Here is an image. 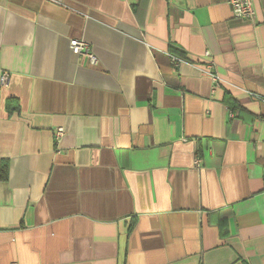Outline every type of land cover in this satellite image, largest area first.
Masks as SVG:
<instances>
[{"label":"crops","instance_id":"1","mask_svg":"<svg viewBox=\"0 0 264 264\" xmlns=\"http://www.w3.org/2000/svg\"><path fill=\"white\" fill-rule=\"evenodd\" d=\"M252 2L0 0V264H264Z\"/></svg>","mask_w":264,"mask_h":264},{"label":"built area","instance_id":"2","mask_svg":"<svg viewBox=\"0 0 264 264\" xmlns=\"http://www.w3.org/2000/svg\"><path fill=\"white\" fill-rule=\"evenodd\" d=\"M228 4L230 5L232 9L233 16L236 18H241V19H248V20H254L255 18V9L253 6L252 0H228ZM69 47L71 51L76 54V55H82L85 56L87 61L90 64H96V57L95 55L91 52L90 47L87 42H85L82 39H77V38H71L69 40ZM206 55H209L206 53ZM171 61L173 63H179L181 61L180 58L172 56ZM214 81H215V76L212 75ZM9 81V74L6 71H3L0 74V85L5 86L7 85ZM63 128L58 127L54 131V136L55 139L58 140L59 137L63 135Z\"/></svg>","mask_w":264,"mask_h":264},{"label":"trees","instance_id":"3","mask_svg":"<svg viewBox=\"0 0 264 264\" xmlns=\"http://www.w3.org/2000/svg\"><path fill=\"white\" fill-rule=\"evenodd\" d=\"M229 103H231V104H233V102L232 101H228ZM6 166H5V164H4V167L2 168V171H1V173H2V176H4L5 175V173H6Z\"/></svg>","mask_w":264,"mask_h":264}]
</instances>
